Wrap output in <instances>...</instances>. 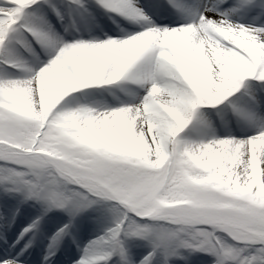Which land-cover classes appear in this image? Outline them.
Returning a JSON list of instances; mask_svg holds the SVG:
<instances>
[{
  "label": "snow or ice",
  "instance_id": "6c2138e0",
  "mask_svg": "<svg viewBox=\"0 0 264 264\" xmlns=\"http://www.w3.org/2000/svg\"><path fill=\"white\" fill-rule=\"evenodd\" d=\"M0 191V264H264V0H0Z\"/></svg>",
  "mask_w": 264,
  "mask_h": 264
},
{
  "label": "bare ground",
  "instance_id": "6f19581e",
  "mask_svg": "<svg viewBox=\"0 0 264 264\" xmlns=\"http://www.w3.org/2000/svg\"><path fill=\"white\" fill-rule=\"evenodd\" d=\"M100 19L96 18L95 23L102 20V22L106 23V17L100 16ZM15 199L12 196L5 195L2 191H0V213H5L6 215H10L11 211L14 209L11 207L15 204ZM38 208L39 206H32L31 202L29 204H25L21 206L20 214L17 215V217H20V221L23 223V225L26 223L31 222V220L35 217V215L38 214ZM96 213L88 212L84 214L82 217L78 218L75 221L74 227L72 231H75L77 233L76 240L81 244L84 242H88L90 239H92L94 236L99 234L101 228L103 225L96 222L95 220ZM49 217L52 219H49L48 217L45 218V221L43 222V230L47 236L51 235L55 232L56 227L59 226V222H66L67 217L62 212H53L49 214ZM12 227V232L16 234L18 229H20L18 226ZM46 239L41 238L39 247L43 246L44 243H46ZM3 241H0V244H2ZM132 243V251L133 253L141 252L142 249H138L135 247V244L138 242H131ZM74 249H66L65 247L62 248L60 251L57 252L56 257H54V264H72V259L79 257V252L76 248V244H74ZM73 247V246H72ZM36 255H39V252H37ZM35 258V257H34ZM193 264H197L199 257L194 256L193 258Z\"/></svg>",
  "mask_w": 264,
  "mask_h": 264
},
{
  "label": "rangeland",
  "instance_id": "374dc122",
  "mask_svg": "<svg viewBox=\"0 0 264 264\" xmlns=\"http://www.w3.org/2000/svg\"><path fill=\"white\" fill-rule=\"evenodd\" d=\"M101 15V14H100ZM96 25H98L100 28H103L105 31H107L109 28H114V26L115 25H113L112 23H111V21L110 22H108V23H106L105 25H103V23L101 22H97V23H95ZM16 219V223L15 224H13L12 225V227H15L18 223H19V217H16L15 218ZM97 222V221H96ZM24 226H26V223L24 224V225H20V229L21 228H23ZM20 229H18V231L16 232V234H18V232H19V230ZM53 234V233H52ZM51 234V235H52ZM51 235H49V236H51ZM76 236H77V233L75 232V231H72V234L70 235V236H66L64 239H63V242L61 243V245H60V247H65L66 249H69L70 247H71V243H73V237H75L76 238ZM83 244H85V243H83ZM82 244V245H83ZM132 244V243H131ZM46 246H47V241H46V243H44L43 244V246L41 247V249H43V248H46Z\"/></svg>",
  "mask_w": 264,
  "mask_h": 264
}]
</instances>
